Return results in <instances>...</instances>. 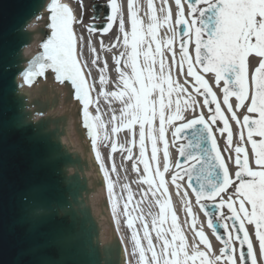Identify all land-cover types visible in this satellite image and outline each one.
Wrapping results in <instances>:
<instances>
[{
	"label": "water",
	"instance_id": "obj_1",
	"mask_svg": "<svg viewBox=\"0 0 264 264\" xmlns=\"http://www.w3.org/2000/svg\"><path fill=\"white\" fill-rule=\"evenodd\" d=\"M50 2L0 0V264H127L78 63L69 61L70 71L59 74L41 67L48 63L43 45L52 31ZM92 12L96 21L88 28L108 33L102 31L111 15L108 2L92 6ZM179 28L182 32L183 25ZM81 68L88 82L87 69ZM26 77L31 81L25 83ZM176 140L184 141L185 156L178 150L174 167L177 160L191 167V181L184 173V184L208 226L192 187L204 183L207 188V179H217L219 169L209 176L203 160L188 156L204 158L211 143L202 125L183 129ZM205 201L215 232L208 228L223 245L217 239L226 236L214 218L215 203Z\"/></svg>",
	"mask_w": 264,
	"mask_h": 264
},
{
	"label": "snow or ice",
	"instance_id": "obj_2",
	"mask_svg": "<svg viewBox=\"0 0 264 264\" xmlns=\"http://www.w3.org/2000/svg\"><path fill=\"white\" fill-rule=\"evenodd\" d=\"M186 2L187 14L184 2L174 0L176 35L180 37L179 61L177 62L173 39H165L163 43L157 39L158 27L161 24H170L172 18V9L168 6L167 0H164V5L160 9L163 12L162 17L155 14L152 0H149L148 9L151 22L147 28V35L155 44V51L149 47L142 53L138 50V46L144 43L145 31L132 0H127V16L131 25L130 35L124 30L125 20L121 15V6L117 4V0H109L111 15L107 17V25L102 31H109L113 22L118 20L119 29L123 33V43L131 48L125 61V64L131 67V76L120 71L121 60L117 57L115 63L120 74L122 88L111 93L122 100L127 97L122 113L129 118L130 127L139 124L142 154L147 125V138L151 142V162L145 159L143 163L146 171L150 170L151 163L156 164L154 182L166 193L167 182L164 173L169 170V153L165 139V124H170L174 120L182 121L184 119L183 107L193 106L191 98L183 96L187 93V88L177 80H173L170 72L166 71L165 60L161 53L162 46L171 52L172 66L177 67L178 74H185L191 79L193 90L204 97V105L209 109L207 118L201 114L195 119L188 120L187 123H181L175 128L173 135L179 138L183 129L202 125L206 130L211 148L210 150L204 149V158L189 155L188 159L203 160L209 176L217 175L215 170L219 169L217 179H207V188L204 183L200 184L198 190L192 187L191 183L189 187H192L196 203L209 217L208 226L213 228L214 232L213 220L207 211L208 206L202 201H213L220 198L219 203L212 207H215L217 211L225 207L228 209L230 216L227 219L233 221L235 236L233 237L232 233L227 231L226 223L223 227L228 238L223 239L217 236V239L222 240L224 245L221 253L228 264H234L231 254L233 238L239 241L241 246L240 264H246L247 261L257 264L253 243L245 225L247 223L254 226L260 256L264 259V0H186ZM201 4L205 6L198 7ZM47 8L51 13L52 31L51 37L43 45V58L48 63L47 65L42 64L41 67L51 69L55 74H59L62 70L68 72L72 67L69 61L75 59L74 33L71 27L74 19L73 10L68 4L58 3V0H51ZM186 15L191 18L190 22ZM181 25H183L182 32L179 28ZM92 27L95 30L94 26ZM191 39L195 42L194 59L188 47ZM141 54L145 61L143 68L138 62ZM157 57H160L159 73L153 68ZM204 74H214V81L217 85L223 82L221 89L223 105L226 106L231 121L239 129V141L235 145L229 117L222 110ZM100 79L103 83L104 77L101 76ZM58 80H60L59 76ZM30 81L31 77L25 78V83ZM185 83L188 81L186 80ZM157 90L159 96L154 101L150 99V96ZM173 94L176 95L174 111H172ZM232 97L235 98V104L230 102ZM212 105H215L214 110ZM166 108L169 110L167 116L165 115ZM238 112L242 116L238 115ZM157 116L159 117V130L158 136H155L152 124ZM218 122L222 126L216 127V131L222 135L226 134L224 152L227 155H222L214 135L213 126ZM158 141L163 144V171L157 157L160 151ZM246 145H250V153ZM232 153L235 154L234 157ZM179 155L185 156V145L183 144L180 145ZM230 164H234L237 169L234 178L230 172ZM184 173L188 174L189 181H191V167L184 168L177 160L171 174V183L178 191L181 189L180 181ZM229 189L232 194L224 199L222 194ZM183 199L195 236L203 245L210 247L204 231L196 229V219L186 191L183 193ZM160 206L165 210L170 208L169 199L166 197ZM221 219L225 218L221 217ZM173 220H176L175 214H173ZM236 224L239 225L238 228ZM175 227L179 229L178 223ZM165 245L164 264H189L190 261L195 264L198 257L200 264H214V261L209 260L203 251H195L192 255L185 251V237L181 230L174 232L172 240L165 241ZM244 246H246V251ZM169 248L171 251L167 250ZM220 259L221 256L215 257L216 261Z\"/></svg>",
	"mask_w": 264,
	"mask_h": 264
},
{
	"label": "bare ground",
	"instance_id": "obj_3",
	"mask_svg": "<svg viewBox=\"0 0 264 264\" xmlns=\"http://www.w3.org/2000/svg\"><path fill=\"white\" fill-rule=\"evenodd\" d=\"M58 3L68 4L74 10V23H72V31L74 33L75 58L81 66L86 68V64H90L92 57L97 59L101 65L106 67L110 76H115V65L112 61L113 55L122 58L123 72L131 76V67L125 64L128 53L131 51L130 46L123 43V33L119 29L118 20L115 21L116 25L109 35H96L86 26V30L81 29L77 25L78 12L71 0H58ZM132 3L137 11L138 18L142 21L145 31L144 43L138 46L141 53L149 47L155 51V44L152 42L151 37L147 35V28L150 21L148 4L149 0H132ZM98 5L96 0H93L92 6ZM117 4L121 6V15L125 20L124 30L131 32L130 21L127 16V0H117ZM168 6L172 9V18L170 24H161L157 29V39L162 43L165 39L173 38L174 22H175V7L174 0H167ZM155 14L158 17L163 16L160 11L164 5V0H152ZM185 6V13L187 14V5ZM92 10V7H91ZM49 12V11H47ZM96 21V20H95ZM88 22V21H87ZM174 40V39H173ZM102 44L107 46V49L102 48ZM173 49L176 52L177 62L179 61V53L173 42ZM163 59L165 60L166 71H169L172 79L177 80L187 88V93L183 94L184 97H190L193 102L192 107H183L182 115L186 121L193 116L203 115L208 116L207 111L200 101L199 94L193 90L191 79L186 77L185 74H178L177 67L172 66V54L167 48H161ZM156 64L153 65L154 70L159 73V59L157 57ZM140 66H145L143 55L138 58ZM87 69V68H86ZM88 87H89V104L94 102V90L90 83L89 75L87 72ZM205 78L210 83L213 92L216 94L217 99L221 103L222 87L223 84L217 85L214 81V76L205 74ZM188 83H185V81ZM209 85V86H210ZM114 88L113 85H109ZM158 90L154 91L150 99H158ZM118 101H114L108 107L105 121L107 124V132L109 138L102 140L101 128L96 124L99 140H93L98 159L103 171V175L107 184V188L112 200V204L117 216V220L122 232L125 244V252L127 264H164L166 245L165 241H171L174 232L181 230L185 237V251L192 255L195 251H203L209 260L214 261V264H226L223 254L219 251V244L213 238L211 232L204 225L200 212L196 208L192 195L186 188L184 181L181 180V189L178 191L171 183V172L173 160L177 148V142L174 141L172 130L176 123L181 120H174L172 123L165 124V139L168 144L169 153V170L164 173L167 182V192L157 186L154 182V174L156 164L151 163L150 170H145V159L151 162V142L147 138V125L145 126V144L144 153L140 147V128L139 124H134L130 127L129 118L123 115L122 110L125 108L127 97L122 100L116 97ZM172 111L175 110L176 95L173 94ZM91 106H89L87 116L91 114ZM169 114V110L165 109V115ZM238 115L242 114L240 112ZM91 120V116H89ZM231 128L233 129V144L239 141V129L237 125L231 121ZM153 135L158 136L159 130V117L153 120L152 124ZM226 137L218 135L220 147L224 153ZM158 148L160 151L157 153L159 166L163 171V144L158 141ZM234 157V153H232ZM231 171L235 170L234 166L230 164ZM188 193V200L191 204L193 215L196 219V229H202L208 236L209 245H203L195 236L191 225V218L188 217L183 193ZM170 201V208L162 209L160 203L166 199ZM173 214L176 215V220H173ZM178 223L179 229L175 227ZM177 243H179L177 241ZM171 251V249H167ZM221 256L219 261L215 257ZM189 264H192L190 261ZM195 264H200L198 257Z\"/></svg>",
	"mask_w": 264,
	"mask_h": 264
},
{
	"label": "rangeland",
	"instance_id": "obj_4",
	"mask_svg": "<svg viewBox=\"0 0 264 264\" xmlns=\"http://www.w3.org/2000/svg\"><path fill=\"white\" fill-rule=\"evenodd\" d=\"M78 12L77 25L81 29L86 30L87 21L89 19V6L91 4V0H71ZM103 49H107L106 45L102 44ZM113 55V63L115 65V76H110L106 67L101 65L97 59L92 57L91 63L86 64L87 72L89 75L90 83L92 85V90H94V102H92L91 106V115L94 118V121L101 128L102 140H107L109 138V133L107 132V124L105 121V115L107 114L108 107L111 103L115 104L114 101H118L116 95H113L111 92L119 91L122 88V82L120 80V74L117 71V65L115 63V59L118 57L112 53ZM121 60L120 71L122 69V58L118 57ZM103 70V71H101ZM101 76L104 77L103 83L101 82ZM109 85H113L114 88H110ZM120 99V97H119ZM178 144V143H177Z\"/></svg>",
	"mask_w": 264,
	"mask_h": 264
},
{
	"label": "flooded vegetation",
	"instance_id": "obj_5",
	"mask_svg": "<svg viewBox=\"0 0 264 264\" xmlns=\"http://www.w3.org/2000/svg\"><path fill=\"white\" fill-rule=\"evenodd\" d=\"M205 5L201 4L199 5L198 7H204ZM89 17H90V8H89ZM191 20V18H190ZM206 38V37H205ZM193 45H194V49H195V42H194V39H193ZM249 86H250V89H251V83L249 81ZM219 126H222L220 125L219 123H217V125H215V129L216 127H219ZM218 132V131H217ZM219 133V132H218ZM220 135H222L221 133H219ZM246 135V133H245ZM223 136L226 137V134H223ZM248 146V148L251 149L250 145H246ZM254 166V165H253ZM237 170V169H236ZM236 172V171H235ZM235 177V174L233 176V178ZM231 189H229L225 194H222L223 198L224 199H227L228 195H231ZM220 199V198H219ZM219 199L217 201V204L219 203ZM219 213V218L222 222H224V224L228 223L229 219H227L229 216H230V213L228 211V209L225 207V208H222L218 211ZM221 217H224L225 219H221ZM238 228V227H237ZM246 229L248 230L249 232V236H250V239L252 240V243H253V251H254V255L256 256V259H257V264H264V259L261 258L260 256V251H259V244H258V241L256 240L255 238V229H254V226L253 225H249L247 224V227ZM227 231L229 233H232L233 237L235 236V232L233 231H230L229 229H227ZM242 236V234H241ZM231 246H232V255L237 257L238 254L241 252V246L239 244V241L235 240L234 238L232 239L231 241ZM244 250L246 251V246H244ZM239 264V263H237ZM246 264H251L250 261H247Z\"/></svg>",
	"mask_w": 264,
	"mask_h": 264
}]
</instances>
